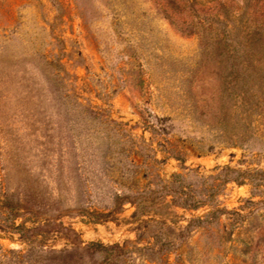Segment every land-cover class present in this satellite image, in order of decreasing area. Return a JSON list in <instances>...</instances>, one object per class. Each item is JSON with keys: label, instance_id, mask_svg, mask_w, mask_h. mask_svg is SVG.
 Returning <instances> with one entry per match:
<instances>
[{"label": "rangeland", "instance_id": "1", "mask_svg": "<svg viewBox=\"0 0 264 264\" xmlns=\"http://www.w3.org/2000/svg\"><path fill=\"white\" fill-rule=\"evenodd\" d=\"M165 1L0 0V264H264V0Z\"/></svg>", "mask_w": 264, "mask_h": 264}, {"label": "trees", "instance_id": "2", "mask_svg": "<svg viewBox=\"0 0 264 264\" xmlns=\"http://www.w3.org/2000/svg\"><path fill=\"white\" fill-rule=\"evenodd\" d=\"M155 1L161 4V7L163 8V13L167 18H169L170 14L168 13V11L169 9H172L170 8L172 6L169 5L170 2L165 0L163 1L155 0ZM225 4L226 3L222 0L216 3L210 10V14L207 15L211 16V19H216V20L220 19L218 17V14L223 11ZM253 35H257V33L254 31ZM183 203L186 204L188 202L184 201ZM201 204H203V202L192 201L189 202L187 205L192 207H198ZM19 210H21L22 212H20ZM6 211H7V215L3 217V221L6 223V225H4V222L1 223L0 229L9 230L11 232H17L25 238L28 236H32L34 234L35 231L34 227L27 229L24 226V224L21 226H13L12 224L13 222H11L14 219L13 218L14 216L19 215L17 213H22V215L26 213H30L29 209L26 208L24 204L21 205L18 204L14 208L13 206H9ZM93 253H99L101 255L103 254V262H102L103 264H113L114 259H116V257L122 256L124 254V250L118 243H114L110 245H103L101 243H89L83 246L80 243L79 245H77L76 249L63 251V252H54V251L37 252V251H33L32 249L27 250L26 252L20 255L19 262L21 264L23 263L25 264L32 261L37 264H84V256L91 255Z\"/></svg>", "mask_w": 264, "mask_h": 264}]
</instances>
